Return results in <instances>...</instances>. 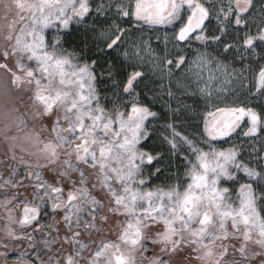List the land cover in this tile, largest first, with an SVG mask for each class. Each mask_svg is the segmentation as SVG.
Wrapping results in <instances>:
<instances>
[{"label":"snow or ice","instance_id":"snow-or-ice-1","mask_svg":"<svg viewBox=\"0 0 264 264\" xmlns=\"http://www.w3.org/2000/svg\"><path fill=\"white\" fill-rule=\"evenodd\" d=\"M0 73V264H264V0H19Z\"/></svg>","mask_w":264,"mask_h":264},{"label":"rangeland","instance_id":"rangeland-1","mask_svg":"<svg viewBox=\"0 0 264 264\" xmlns=\"http://www.w3.org/2000/svg\"><path fill=\"white\" fill-rule=\"evenodd\" d=\"M19 0H0V27L13 21L18 15ZM3 73H0V152L14 143L17 148H27L25 132L18 131L14 125V118L5 107V96L2 92ZM31 127V124L29 125ZM12 138H15L13 141Z\"/></svg>","mask_w":264,"mask_h":264}]
</instances>
